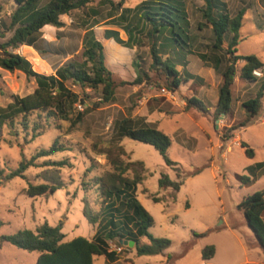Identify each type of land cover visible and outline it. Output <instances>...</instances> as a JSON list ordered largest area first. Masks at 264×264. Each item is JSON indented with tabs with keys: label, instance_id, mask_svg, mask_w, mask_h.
Instances as JSON below:
<instances>
[{
	"label": "rangeland",
	"instance_id": "obj_1",
	"mask_svg": "<svg viewBox=\"0 0 264 264\" xmlns=\"http://www.w3.org/2000/svg\"><path fill=\"white\" fill-rule=\"evenodd\" d=\"M48 1L44 0L43 4ZM111 1L118 3L120 0ZM143 1L124 0V7L134 8ZM220 1L226 5L231 17L241 9L245 10L236 47L237 55H256L264 63V0ZM185 2L193 38L192 53L172 54L171 60L182 77L192 79L183 81L175 91L167 88L171 79L162 72L155 74L151 70L153 60L147 39L129 49L104 38L105 30H114L119 32L123 41L127 40L124 30L112 21L120 11L113 10L103 0H94L71 15H63L61 20L65 26L61 29L43 28L46 42L38 43L42 54L34 48L27 51L24 46L14 50L27 58L35 71L53 75L66 64L85 60L83 38L87 29L93 27L104 45L106 62L114 69L113 79L116 82L134 80L136 74L132 60L140 62L150 74L152 82L119 86L114 101L104 103L101 88H81L68 81L66 85L78 97L73 106V116L79 113L84 115L83 121L74 128L71 129L69 121L51 118L50 126L43 135L30 143L25 141L24 134L12 135L6 125L0 129L3 139L0 145V169L4 176L17 169L22 160L30 159L40 150L49 149L58 138L66 148L50 158L39 159L38 167L30 168L25 179L15 178L0 187V239L22 230L35 231L44 223L56 226L63 221L65 242L78 237L91 240L112 214L117 221L123 220V216L128 214L127 208L117 198L108 200L109 206L113 205L107 206L95 180L113 171L107 155L100 152L113 147L116 124L130 117L148 120L171 138L168 156L179 164L182 171V177L178 179L176 171L165 164L160 153L151 145L129 138L120 142L125 150V155L121 157L125 163H143V166L135 164L134 171H130L128 176L138 174L144 178L136 188L135 197L154 218L155 224L149 232L156 238L169 239L172 245L165 255L139 256L135 247L119 244L117 240L108 241L110 251H116L119 245L122 248L116 251V260L110 261L105 255L97 256L93 264H168L167 255L172 257L169 264H254L264 260L263 250L253 246L256 242L253 232L238 207L244 197L264 189V174L249 186H244L239 180L242 176L253 179L250 168L264 162V96L261 115L248 127L235 131L231 140L222 142L221 139L230 127L244 120L242 103L257 96L260 86L264 84V75L261 71L256 72L258 81L251 82L242 80L237 74L232 88V113L215 120L213 114L222 77L211 63L200 58V55L214 56V33L203 17L204 2ZM15 8V0H0V28L10 23ZM11 36L12 33H8L6 39ZM231 38L230 34L226 36L225 50ZM221 56L223 69L227 57L224 54ZM167 58V55L163 56V60ZM243 65L244 61L240 60L236 65L237 71ZM35 89L34 79L27 78L24 73L0 69V108H6L15 96L24 97ZM192 97L203 102L210 111L209 116L195 109H185L187 100ZM45 115L42 114L43 118ZM31 118L37 120L38 115L34 113ZM240 142L252 148V157L247 155ZM48 160H67L68 165L59 172L64 187L47 195H27L25 189L28 183L40 185L51 180L53 170L45 166ZM197 168L202 172L189 177L188 174ZM162 175H168L173 181H184L175 201L171 188H160ZM154 197L160 198L161 202H154ZM86 207L94 216H98L95 225L85 217ZM225 226L229 228L195 239L184 254L187 244L194 239V233L201 234ZM238 236L246 251L239 245ZM140 243L148 244L149 241L142 238ZM209 245L215 246L216 256L203 261L202 250ZM38 256V252H28L7 242L0 248V264H37Z\"/></svg>",
	"mask_w": 264,
	"mask_h": 264
},
{
	"label": "trees",
	"instance_id": "obj_2",
	"mask_svg": "<svg viewBox=\"0 0 264 264\" xmlns=\"http://www.w3.org/2000/svg\"><path fill=\"white\" fill-rule=\"evenodd\" d=\"M44 0H15L16 8L10 16V23L2 25L0 28V69L24 73L27 78L34 79L36 89L33 93L24 97L15 96L14 101L6 108H0V129L8 126L11 134L19 136L24 134L25 141L30 143L43 135L51 118H58L70 122L71 129L83 121L84 115L79 113L73 116V106L78 101L77 95L68 88L66 83L73 81L81 88H91L102 90V101L111 103L115 99L116 89L125 85H142L151 83L150 74L144 70L139 61L132 60L131 65L135 71V78L132 81L116 82L114 69L106 62L105 48L101 40L97 37L93 27L85 32L83 38L82 63L71 62L56 70L53 75H46L34 70L32 63L24 56L17 54L14 50L21 46H26L27 51L34 48L39 54L43 52L39 49V41L46 42L43 38V28L53 26L61 29L65 26L61 20L63 15H71L74 11L85 8L94 0H49L43 4ZM109 3L112 9L120 11L118 16L112 21L119 28L124 30L127 40L123 41L120 34L114 30H105L104 38L114 40L117 44L132 49L138 44H142L145 39L149 42L152 56L151 70L155 74L162 72L171 82L167 83V88L175 91L183 81H189L192 77H182L176 69V64L171 60V56L177 54H190L191 43L190 22L185 0H144L134 8H125L124 0L115 3L111 0H103ZM204 8L203 17L212 26L214 42L212 45L214 56L209 58L200 55L204 62L212 64L213 69L222 77L219 88V97L213 117L227 116L232 113V88L235 77L239 74L242 80L251 82L258 81L256 72L261 71L264 75V63L256 55L238 56L237 45L242 28L244 9H241L236 16L231 17L227 12L226 5L220 0H202ZM95 13V12H94ZM12 36L6 39L7 34ZM230 34L232 38L225 50L223 45L226 36ZM183 51V52H182ZM221 54L227 57L225 67L222 69ZM168 58L163 60V56ZM244 61L243 67L237 71V63ZM264 96V84L255 98L242 103L245 118L238 124L229 128L221 137L222 142H227L233 138V133L241 128L248 127L262 113V98ZM198 110L204 115L210 114L203 102L192 97L187 100L185 108ZM38 115L37 120H32V115ZM46 113L43 118L42 114ZM45 123V124H44ZM44 125V126H43ZM113 147L106 148L104 153L113 171L106 172L96 178V184L100 195L109 206L108 200L117 198L121 200L122 206L128 210L123 220H116L113 214L108 221L100 226L94 239L88 240L83 237L75 238L65 242L63 221L58 225L51 226L44 223L35 231L22 230L14 235L2 236L0 248L4 243H10L15 247L28 251L38 252L37 264H93L94 258L105 255L110 261L116 260V252L109 250L108 241L117 240L119 244L123 241H133L139 256L165 255L172 245L166 238H156L149 229L154 226L155 221L152 215L142 206L135 197L136 188L144 181L143 176L135 174L129 177L128 173L134 171L135 164L143 166V163H125L121 157L125 155L124 148L120 145L125 138H129L141 143L153 146L162 156L165 164L176 171L178 179L182 177L179 164L172 161L168 156V151L172 145L171 138L164 132L157 129L151 123L142 119L124 118L116 124ZM30 137V140H27ZM3 142L0 136V145ZM12 144V142H10ZM240 146L246 149L249 156L254 152L248 144L240 142ZM66 150L59 138L49 149L40 150L30 159L20 162L17 169L4 176L0 169V187L15 178H26V172L32 167H38L39 159L50 158ZM68 165L67 160L45 162L49 170H53V175L47 182L34 185L28 183L25 193L31 197L54 193L64 187L59 172ZM253 179L247 176L239 178L244 186H249L260 174L264 173V162L256 164L250 168ZM202 170L197 168L190 172L189 177L200 174ZM188 175H184L185 177ZM184 181H173L168 175H162L159 180L160 188H171L175 193L172 199H177V193L183 186ZM153 201L161 202L160 198L154 197ZM113 203L110 205L112 206ZM109 206V207H110ZM243 211L245 222L252 230L255 243L254 247H260L264 252V189L244 197L238 205ZM119 211V210H117ZM85 217L95 225L98 216H94L88 207L84 210ZM212 229L207 232L194 233V239L187 244L184 254L194 244L195 239H201L209 233L219 230ZM142 238L148 239V244H141ZM216 248L209 245L202 250V260L209 261L215 257ZM169 264L172 257L167 255Z\"/></svg>",
	"mask_w": 264,
	"mask_h": 264
},
{
	"label": "crops",
	"instance_id": "obj_3",
	"mask_svg": "<svg viewBox=\"0 0 264 264\" xmlns=\"http://www.w3.org/2000/svg\"><path fill=\"white\" fill-rule=\"evenodd\" d=\"M62 17V16H61ZM47 28H49V29H55V27H53V26H46ZM22 47V46H21ZM26 46H24V48H25ZM31 49H32V47H30ZM121 62V61H120ZM235 82H236V77H235ZM235 82H234V84H235ZM147 123H151V122H149L148 120H145ZM243 130V129H242ZM264 174V173H263ZM263 174H260L257 178H260V176L261 175H263ZM256 180V179H255ZM254 180V181H255ZM262 218H263V220H264V212L262 213ZM219 228V227H218ZM225 228H229V227H227V226H225V227H222V228H220L219 230H216V231H222V230H224ZM217 229V228H216ZM95 236V235H94ZM94 236H93V238L91 239V241L94 239ZM239 237V236H238ZM239 239H240V237H239ZM240 244V246L242 247V249L244 250V251H246V248H245V246H244V244H243V242H242V239H240V242H239ZM215 256H216V254H215ZM254 264H264V260L263 259H261V260H258V261H256V262H254Z\"/></svg>",
	"mask_w": 264,
	"mask_h": 264
},
{
	"label": "water",
	"instance_id": "obj_4",
	"mask_svg": "<svg viewBox=\"0 0 264 264\" xmlns=\"http://www.w3.org/2000/svg\"><path fill=\"white\" fill-rule=\"evenodd\" d=\"M121 244L125 245V246H129V247H134L135 243L133 241H120Z\"/></svg>",
	"mask_w": 264,
	"mask_h": 264
},
{
	"label": "built area",
	"instance_id": "obj_5",
	"mask_svg": "<svg viewBox=\"0 0 264 264\" xmlns=\"http://www.w3.org/2000/svg\"><path fill=\"white\" fill-rule=\"evenodd\" d=\"M163 91H165V90H163ZM79 108L82 109V106L80 105ZM115 250H116V251H121L122 248H121L120 245H119L118 247H116ZM116 251H114V252H116Z\"/></svg>",
	"mask_w": 264,
	"mask_h": 264
}]
</instances>
